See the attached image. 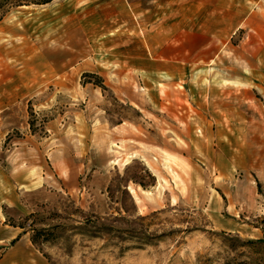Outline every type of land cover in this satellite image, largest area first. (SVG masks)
Here are the masks:
<instances>
[{
	"label": "rangeland",
	"instance_id": "374dc122",
	"mask_svg": "<svg viewBox=\"0 0 264 264\" xmlns=\"http://www.w3.org/2000/svg\"><path fill=\"white\" fill-rule=\"evenodd\" d=\"M39 1L0 0L38 45L0 54V263L264 264V0Z\"/></svg>",
	"mask_w": 264,
	"mask_h": 264
},
{
	"label": "bare ground",
	"instance_id": "6f19581e",
	"mask_svg": "<svg viewBox=\"0 0 264 264\" xmlns=\"http://www.w3.org/2000/svg\"><path fill=\"white\" fill-rule=\"evenodd\" d=\"M28 44H29V41L27 39H23L22 42H18V41L13 42V43H11V48H9V49H0V54L1 55H5L7 57L15 56V58H17V59L18 58L19 59L22 58V55H24V54H26V56H27V53L29 55L30 54L35 55L36 48H37L38 45H34L33 47H29ZM36 60H37V57L35 58L33 56L31 58V61L30 62H25V65L26 66L27 65L30 66V64L32 63V66L30 68V71H32V72L36 71L34 73L35 75L38 73V64H37V61ZM48 70H50V71L53 72V71H55V67L48 68ZM26 71H27V69H26ZM131 158H133V156ZM129 162L130 161L127 160L123 165L124 166H127ZM112 163L114 165H117L118 161H115V162L112 161ZM147 165L150 166V164L148 162H147ZM130 191H131V193L133 194L134 198L136 199V201L138 203H142L143 202V198H142L141 194L138 191H136L133 188H130ZM142 193L145 194V195L149 194L145 190H142Z\"/></svg>",
	"mask_w": 264,
	"mask_h": 264
},
{
	"label": "crops",
	"instance_id": "0c3cea01",
	"mask_svg": "<svg viewBox=\"0 0 264 264\" xmlns=\"http://www.w3.org/2000/svg\"><path fill=\"white\" fill-rule=\"evenodd\" d=\"M95 177L96 176L93 175L92 176V180H89V181L90 182L93 181L94 183L97 182L94 185V186H96V188H98L100 190V189L106 187V185L108 184V181L105 178L96 179ZM75 178L77 180L80 179L79 178V175H76ZM79 182H80V180H79ZM81 182H82V180H81ZM79 186H78V188H79ZM70 187H76L75 181L71 184ZM11 239H12V237H11L9 231H4V233H2L0 235V247H3V245H5ZM16 250H17V247H16ZM18 250H19V247H18ZM11 253H16L15 249H14V251H11V250L10 251H7V253L3 256L2 262L0 264H46V262L44 261L43 257L41 255H39V254H38V256L32 255L34 257V260H35L34 263H32V260L30 259V256H24V255L22 257H20V255H19L18 261L12 263L10 261V259H9V255Z\"/></svg>",
	"mask_w": 264,
	"mask_h": 264
},
{
	"label": "trees",
	"instance_id": "16d2710c",
	"mask_svg": "<svg viewBox=\"0 0 264 264\" xmlns=\"http://www.w3.org/2000/svg\"><path fill=\"white\" fill-rule=\"evenodd\" d=\"M52 0H43V1H39V2H41V3H43V4H46V3H49V2H51ZM19 2V1H18ZM86 76H89V75H86ZM97 85V84H96ZM101 87H102V89H104V90H106V88L103 86V85H101ZM263 223H264V220H263ZM263 234H264V229H263ZM255 244V243H254Z\"/></svg>",
	"mask_w": 264,
	"mask_h": 264
}]
</instances>
